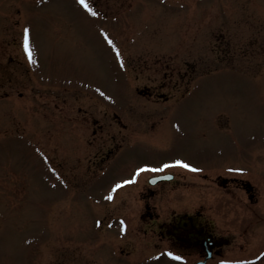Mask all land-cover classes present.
Wrapping results in <instances>:
<instances>
[{"label": "rangeland", "instance_id": "rangeland-1", "mask_svg": "<svg viewBox=\"0 0 264 264\" xmlns=\"http://www.w3.org/2000/svg\"><path fill=\"white\" fill-rule=\"evenodd\" d=\"M86 3L0 0V60H19L0 89V264L190 263L139 217L164 170L161 216L196 209L224 259L264 254V0Z\"/></svg>", "mask_w": 264, "mask_h": 264}, {"label": "flooded vegetation", "instance_id": "flooded-vegetation-1", "mask_svg": "<svg viewBox=\"0 0 264 264\" xmlns=\"http://www.w3.org/2000/svg\"><path fill=\"white\" fill-rule=\"evenodd\" d=\"M104 7L107 10H111L116 6L120 8L130 6L131 3L122 6L121 0H101ZM1 56V51H0ZM0 60V88L3 86L5 81H9V76H7L6 69L7 63L11 58L9 54H6ZM175 175L169 181H159L153 185L147 184V182L141 183V188L139 190V199L142 204V209L139 212V217L146 220L148 223V228L151 234H156L157 237L166 239L169 241L170 246L174 250H180L183 254H192L195 256L194 261H203L204 264H215L216 258H222V244L224 238L217 236L214 232L209 230L205 224V221L200 220V212L194 209L191 212H186L183 210L172 209V211L167 216H161L154 204H150L151 198L155 194V189L162 184L175 181ZM216 182L221 186L225 187L229 183H236L234 178H226L221 175L216 176ZM239 185L243 183L239 182ZM244 191L246 192V197L249 202H255L254 193L250 190L248 185H244ZM72 260V254L60 257V263L57 264H67L63 263V260ZM73 264V263H72ZM193 264V263H190Z\"/></svg>", "mask_w": 264, "mask_h": 264}, {"label": "snow or ice", "instance_id": "snow-or-ice-1", "mask_svg": "<svg viewBox=\"0 0 264 264\" xmlns=\"http://www.w3.org/2000/svg\"><path fill=\"white\" fill-rule=\"evenodd\" d=\"M79 2L85 7L88 9V11H92V9L88 6V4L86 3V0H79ZM25 47L27 48V40H28V36H27V32L28 30L25 29ZM109 43H112L111 40H109ZM172 165H175V166H181V167H184V168H187V169H192L193 166L189 163H186L185 161L181 160V159H175L174 161H172V164L171 165H168V164H165V165H162L161 167H169V166H172ZM155 171L156 169H153L151 168L150 166L148 165H145L143 168H137L136 169V173H139L141 171ZM235 171H241L240 169H237ZM135 179V175L133 176V180ZM128 181H125L124 183H127ZM121 186L120 184H117L116 187H119ZM109 198H111V196H109ZM167 255L169 257H172L173 259H176V260H180L182 259V257L178 256V255H174V253L172 252H168ZM264 255V254H262ZM222 264H228V262H222ZM234 264V262H233Z\"/></svg>", "mask_w": 264, "mask_h": 264}]
</instances>
